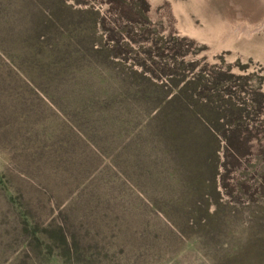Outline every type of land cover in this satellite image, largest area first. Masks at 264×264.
I'll use <instances>...</instances> for the list:
<instances>
[{"label": "rangeland", "instance_id": "374dc122", "mask_svg": "<svg viewBox=\"0 0 264 264\" xmlns=\"http://www.w3.org/2000/svg\"><path fill=\"white\" fill-rule=\"evenodd\" d=\"M60 1L84 20L85 13L96 18L95 44L108 49V66L94 60L67 71L58 112L48 96L52 88L42 93L48 99L39 96L34 79L25 75L27 64L18 62L28 57L14 36L21 37L30 23L16 15L21 0H0V78L14 72L11 78L27 84L22 74L32 83L24 88L17 81L9 87L12 97L0 91V110L28 129L40 100L44 113L55 116L54 123L47 118L40 125L70 127L75 143L67 154L56 153L47 141L46 167L32 170L33 162L29 166L20 157L18 141L0 136V168L7 157L19 166L8 165L10 193L0 183V264H264V0ZM44 2L58 10V1ZM119 70L149 78L168 97L198 79L205 87L202 96L172 107L193 111L179 114L199 131L193 149L157 127L138 136L141 123L133 115L131 124L124 106L102 111L108 102L97 81L113 80L112 92L120 93ZM211 76L214 85L208 84ZM89 113L98 117L87 119ZM203 128L218 138L216 154ZM35 129L31 124L30 131ZM81 130L98 145L87 142ZM228 132L233 149L223 141ZM108 138L112 141L102 146L99 139ZM133 139L147 144L138 158ZM191 150L186 166L184 151ZM64 156L83 169L69 173ZM179 164L200 183L174 181L182 175L175 172Z\"/></svg>", "mask_w": 264, "mask_h": 264}, {"label": "trees", "instance_id": "16d2710c", "mask_svg": "<svg viewBox=\"0 0 264 264\" xmlns=\"http://www.w3.org/2000/svg\"><path fill=\"white\" fill-rule=\"evenodd\" d=\"M58 1V6L55 4V7H58V10L52 11L50 8L43 6L44 4L49 5V3L44 2V0H21V9L17 11L16 15L22 18H28L30 23L27 27L29 29L27 31H22L21 37H16L17 42V49L21 48L25 51L28 59L19 60L21 62L27 64L26 72H29L33 78H30L28 74L25 75L33 81L34 87L38 90V95L42 96L43 98L48 99L42 93H46L50 88L51 94L48 96L55 102L57 106H54L55 110H58V107L61 106L58 104L57 99L59 98L58 95L61 93L58 91L59 86L67 85L65 75H67V71L73 73L84 66L90 61H97V63L103 64L108 66L106 63L108 61L109 52L108 49H104L102 47H98L95 44V30L98 27V22H96V18L90 15L89 13H85L88 15V18L80 17L79 13H72L62 7L61 1ZM25 7V8H24ZM45 7V8H44ZM50 10V11H49ZM4 15H0V18H3ZM5 18V17H4ZM8 21H10L8 19ZM22 28V27H20ZM9 36L12 37L13 32L12 28L10 27L8 30ZM97 47V48H96ZM96 48V49H94ZM16 49V50H17ZM72 56L75 58L70 59ZM14 57V56H13ZM39 58V62L36 60ZM89 61V62H88ZM24 63V64H25ZM86 63V64H85ZM85 64V65H84ZM57 67V70H43V68ZM82 66L81 68H79ZM22 71V69L20 68ZM109 71V70H108ZM18 72V71H17ZM14 75V72L8 73L6 76L5 81L0 78V91L5 92V95L10 97L13 96V92L10 91V86L13 84L16 85L17 81L24 86V88L31 86L32 83L29 82L22 74L21 76L27 82L20 81L16 79L14 81L13 78L10 76ZM119 87L121 92L113 90V84L115 85L114 81L113 84H110L109 80H101L97 81L96 87L100 90L103 98L108 102L105 103L102 111L104 113H112L120 109L122 106L125 108V112L130 117V123H133V115L136 116V120L139 121V133L138 136H146L149 132L150 128L157 127L158 131L166 132V136L168 138H180L183 140L191 149H193V143L195 141L196 134L199 133L198 130L193 128L191 125L186 126L184 122V116L179 114H193L191 110H177L172 108L173 105L179 104V101L186 104L190 101V97L192 96L195 98L196 96H202L205 91V87L198 86V79L195 77L191 80H188L186 84L183 85L181 91L174 94L171 97H168V92L164 91L163 86H159L156 84L151 83L149 78L142 76L141 74H136L132 71L123 70L117 71ZM197 80V81H196ZM210 82L208 81L209 85H214L215 83L212 82V76L209 78ZM193 81V82H192ZM197 83V84H196ZM201 86V85H200ZM199 87V92H197V88ZM214 87V86H213ZM22 86L20 87V91L22 90ZM29 91L33 93V91L29 88ZM185 94L184 100L179 98L180 94ZM98 95V93H96ZM35 106L37 105V101L34 100ZM225 103V102H223ZM31 101H27V107H31ZM52 105V104H51ZM84 108H90L91 105L89 102H84ZM2 108V107H1ZM37 112H34V116L36 118V122L34 121L33 124L35 126V131L31 132V124L29 123L28 126L30 128L26 129L22 125L17 124L16 117L11 119V113L8 110H0V136L9 138L13 141H18V146L20 148V157L22 160L26 161L29 166H31V161L33 162V166L30 167L32 170H40L41 167L45 168L46 166L42 163L45 161L48 162L49 159H46L45 153L42 152V148H46V142H53L55 145V152L69 153L72 154L74 152L75 143L69 139V134L71 132V128H54L53 127H43L40 125V121L45 119H49L50 123H54L52 120L55 118H49L45 108L42 106L41 101L38 100V105L35 107ZM41 112V113H40ZM6 113L10 115V118L6 116ZM23 113V112H22ZM26 116V113H23ZM30 115V114H29ZM47 115V116H46ZM64 115V114H63ZM98 115H94L89 113L87 115V119H96ZM175 122L178 125H175ZM85 125V124H84ZM84 125H80V127H84ZM80 127H78L80 129ZM38 129V130H37ZM88 129V128H85ZM99 129V128H97ZM103 132H106V127L101 125L100 127ZM99 129V130H100ZM203 128L204 134L208 138H210V142L212 144V154H216L218 150V138L216 139L213 134H207ZM82 132V130H81ZM95 133V132H94ZM108 133L110 134L109 130ZM73 134V133H72ZM84 135V133L82 132ZM231 132L227 133V136H224V143L227 148L233 149L231 143L228 141V136ZM201 135V134H200ZM30 136V138H26ZM87 142L92 145H98L97 142L92 141L89 137L84 135ZM118 139V138H115ZM102 146L106 147L111 138L108 139H99ZM134 140V139H133ZM175 141V139H173ZM172 141V142H173ZM62 144L67 146L66 148H62ZM135 151L133 150L134 154L136 152V156L138 158V150L140 147L143 149L147 147V144L138 143L134 140ZM129 145H127L128 147ZM101 148L105 150V148ZM170 148L174 154L178 153V147L176 144L170 142ZM29 150V152H27ZM191 151H184V158L183 163L187 166L191 162ZM66 158V156H64ZM69 165V173L72 171H77L83 169L79 164L75 163L74 161H69L66 158ZM135 157L133 158L134 161ZM11 161V162H10ZM3 165L0 168V183H3L5 187H7V191L10 193L12 191V186L9 177L6 175L8 172V168L13 163V166L19 167L14 165L13 158L9 159V157L5 158L2 161ZM75 163V164H74ZM215 164V162H214ZM8 166V167H7ZM175 172H179L184 175L180 169V164L175 165ZM75 169V170H73ZM177 170V171H176ZM48 170H46L47 172ZM212 180L209 181L211 183V188L213 194H215V168L212 167ZM180 175V179H175L178 184H184L185 182H190V184L194 187L195 183L198 184L200 182H196L195 177H189L188 175L182 176ZM255 246L257 244H254Z\"/></svg>", "mask_w": 264, "mask_h": 264}]
</instances>
